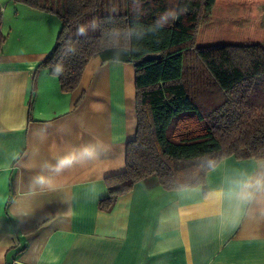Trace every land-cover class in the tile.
I'll use <instances>...</instances> for the list:
<instances>
[{
    "label": "crops",
    "instance_id": "crops-1",
    "mask_svg": "<svg viewBox=\"0 0 264 264\" xmlns=\"http://www.w3.org/2000/svg\"><path fill=\"white\" fill-rule=\"evenodd\" d=\"M20 5L38 20L0 25V264H264V159L177 190L150 175L100 208L136 130L131 64L93 58L63 92L40 66L52 14Z\"/></svg>",
    "mask_w": 264,
    "mask_h": 264
},
{
    "label": "trees",
    "instance_id": "trees-1",
    "mask_svg": "<svg viewBox=\"0 0 264 264\" xmlns=\"http://www.w3.org/2000/svg\"><path fill=\"white\" fill-rule=\"evenodd\" d=\"M18 1L60 21L40 66L63 92L80 85L93 58L133 66L136 130L125 168L105 178L100 208L150 175L177 190L203 184L225 157L264 159V0H143L145 26L173 7L186 11L154 35H133L130 54L111 46L109 32L136 22L133 0L126 10L109 0ZM4 41L0 31V52Z\"/></svg>",
    "mask_w": 264,
    "mask_h": 264
},
{
    "label": "clouds",
    "instance_id": "clouds-1",
    "mask_svg": "<svg viewBox=\"0 0 264 264\" xmlns=\"http://www.w3.org/2000/svg\"><path fill=\"white\" fill-rule=\"evenodd\" d=\"M134 4V12L137 17L136 22L131 25H127L123 28H114L109 32V37L111 39V46L120 48L122 51L126 53H131L136 49L132 48L129 44V41L133 35H135L138 39H143L145 36L149 34H156L166 26L175 22L180 15L184 14L186 9L183 7H173L170 10L165 11L163 14L158 16L153 23L149 25H143L139 22V17L143 15L142 4L143 0H133ZM96 25L93 24V28ZM85 29L80 27L78 29V33L83 35ZM67 53H74L73 48H68Z\"/></svg>",
    "mask_w": 264,
    "mask_h": 264
},
{
    "label": "rangeland",
    "instance_id": "rangeland-1",
    "mask_svg": "<svg viewBox=\"0 0 264 264\" xmlns=\"http://www.w3.org/2000/svg\"><path fill=\"white\" fill-rule=\"evenodd\" d=\"M109 1L113 4H117L122 10H126V8H127L126 0H109ZM22 3L23 2H20L18 0H0V5H1L0 25L1 26L3 24L5 26H9V25L14 24L17 27V26H21L23 24H26L28 21L38 20V19H35V17H32L30 14H28L25 10L22 9V8H24V6L20 5ZM23 4H25V3H23ZM25 6H27V5L25 4ZM112 7H114V6H112ZM6 8H7V11H6V13H4ZM260 9L262 11L261 23L264 24V4H262L260 6ZM18 13H19V15H17ZM49 14H51V13H49ZM40 20H41V22H45V24H47L48 32L54 34V36H53V39H54L53 44H54L57 33L59 31V28H60V21H59L58 17L56 15L52 14V15H48L46 20H44L43 18H40ZM3 34H4L5 39H6V35H7L6 32H4ZM131 70L134 73V69H133L132 64H131Z\"/></svg>",
    "mask_w": 264,
    "mask_h": 264
},
{
    "label": "water",
    "instance_id": "water-1",
    "mask_svg": "<svg viewBox=\"0 0 264 264\" xmlns=\"http://www.w3.org/2000/svg\"><path fill=\"white\" fill-rule=\"evenodd\" d=\"M160 54H147L142 59L143 60H151V59H158Z\"/></svg>",
    "mask_w": 264,
    "mask_h": 264
},
{
    "label": "snow or ice",
    "instance_id": "snow-or-ice-1",
    "mask_svg": "<svg viewBox=\"0 0 264 264\" xmlns=\"http://www.w3.org/2000/svg\"><path fill=\"white\" fill-rule=\"evenodd\" d=\"M64 163H68V161H65Z\"/></svg>",
    "mask_w": 264,
    "mask_h": 264
}]
</instances>
